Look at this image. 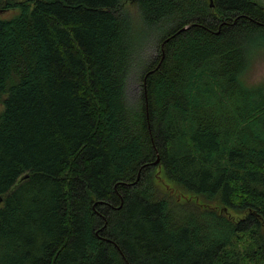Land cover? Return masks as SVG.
I'll use <instances>...</instances> for the list:
<instances>
[{
  "label": "trees",
  "instance_id": "obj_1",
  "mask_svg": "<svg viewBox=\"0 0 264 264\" xmlns=\"http://www.w3.org/2000/svg\"><path fill=\"white\" fill-rule=\"evenodd\" d=\"M127 1L165 27L133 105ZM0 7V264H264L261 3Z\"/></svg>",
  "mask_w": 264,
  "mask_h": 264
},
{
  "label": "rangeland",
  "instance_id": "obj_2",
  "mask_svg": "<svg viewBox=\"0 0 264 264\" xmlns=\"http://www.w3.org/2000/svg\"><path fill=\"white\" fill-rule=\"evenodd\" d=\"M264 6V0H256ZM124 9L135 18V27L137 31L133 34V39L137 40V49L135 51L134 66L130 70L129 79L126 83L127 100L129 104L133 105L137 99V96L142 91L141 82L139 81L141 72L150 60L158 56V39L163 34L165 27L156 30H147L141 25L139 18L138 7L130 1L125 2ZM18 9L3 10L0 7V17L7 18L14 15ZM254 60L251 68L247 74V80L250 83H257L264 79V46L257 50V53L253 56ZM166 186V185H165ZM163 194H166V189L157 185ZM174 185L168 183V188H172ZM179 192L182 190L178 189ZM177 190V191H178ZM177 192H175L176 194ZM188 197V195H185ZM174 197H177L174 195ZM202 201V199H201Z\"/></svg>",
  "mask_w": 264,
  "mask_h": 264
},
{
  "label": "water",
  "instance_id": "obj_3",
  "mask_svg": "<svg viewBox=\"0 0 264 264\" xmlns=\"http://www.w3.org/2000/svg\"><path fill=\"white\" fill-rule=\"evenodd\" d=\"M213 0H211V2H212ZM159 162V158H157V160L155 161V163H158Z\"/></svg>",
  "mask_w": 264,
  "mask_h": 264
},
{
  "label": "bare ground",
  "instance_id": "obj_4",
  "mask_svg": "<svg viewBox=\"0 0 264 264\" xmlns=\"http://www.w3.org/2000/svg\"><path fill=\"white\" fill-rule=\"evenodd\" d=\"M170 189H171V188H170ZM170 189H169V192H170ZM177 190H178V189H177ZM175 192H176V191H175ZM175 192H174V193H175ZM178 192H179V190H178ZM170 193H171V192H170ZM172 193H173V192H172ZM179 194H181V193L179 192ZM174 195H175V194H174ZM177 195H178V194H177Z\"/></svg>",
  "mask_w": 264,
  "mask_h": 264
}]
</instances>
